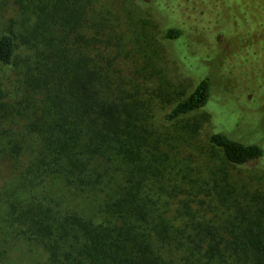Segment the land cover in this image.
<instances>
[{
  "label": "trees",
  "instance_id": "trees-1",
  "mask_svg": "<svg viewBox=\"0 0 264 264\" xmlns=\"http://www.w3.org/2000/svg\"><path fill=\"white\" fill-rule=\"evenodd\" d=\"M211 1L218 12L227 3ZM237 1L228 4L235 6ZM242 1L249 8V0ZM103 3L13 0L16 20L23 29L21 42L29 52L16 96L0 90V166L6 165L16 181L3 191L4 203L15 220L16 240L39 243L54 264H161L164 245L179 234L168 212L187 206L188 213L190 201L200 191L193 180L188 186L175 182L172 169L181 167L177 153L182 155L180 147L188 136L197 137L212 122L210 112L203 109L212 82L200 77L166 114L168 121L183 124L186 131V137L173 143L172 135L149 123L156 115L152 102L147 112L146 99L117 66L124 51L129 57L133 49L127 47L129 32L121 14ZM171 3L161 11L171 9L174 15L176 8L187 4L182 0ZM173 19L168 18L163 37L178 48L179 55L186 34ZM205 22L209 24V18ZM250 22L245 18L240 27L248 28ZM228 25L238 28L235 21L229 20ZM241 39L243 50L264 48V39L259 40L261 49L250 47L246 34ZM135 40L141 43L147 38L144 41L140 34ZM17 52L16 36L0 32V62L17 64ZM208 142L223 161L215 177L220 181L214 179V187L221 188L228 215L216 214L217 221L206 225L195 222L188 233L207 236L208 252L264 264V216L252 203L260 206L261 200L245 188L241 196H252L253 201L234 214V186L223 183L229 172L225 164L255 162L264 156V148L225 132L214 131ZM166 167L171 170L165 171ZM67 193L74 200L90 201L99 215L65 210Z\"/></svg>",
  "mask_w": 264,
  "mask_h": 264
},
{
  "label": "rangeland",
  "instance_id": "rangeland-1",
  "mask_svg": "<svg viewBox=\"0 0 264 264\" xmlns=\"http://www.w3.org/2000/svg\"><path fill=\"white\" fill-rule=\"evenodd\" d=\"M103 1L113 12L121 14L125 31L129 32L127 47L133 49V55L129 57L124 51L117 66L124 69V74L129 75L133 81L131 86L146 99L144 108L147 112L148 102H152L156 115L149 123L157 131L172 135L173 143L186 137V131L183 124L176 126L168 121L166 114L193 90L200 77H209L212 82L210 98L203 107L210 112L212 122L206 124L197 137L188 136L185 146L180 147L182 155L177 153L181 167L172 169L175 182L188 186L190 180H193L200 191L190 201L188 213L187 206L182 208L179 204H176L179 207L168 212L170 224L174 226V230H179V234L177 239L164 245L161 264H259L251 259L239 261L234 256L208 252L207 236L201 238L195 231L192 237L188 232L194 229L192 224L195 222L206 225L217 221L216 214H223L222 217L228 215L227 209L222 206L221 188L214 187L218 165L223 161L219 158V152L208 142L210 134L214 131L225 132L246 143L257 142L264 148V48L243 50L244 43H241V35L246 34L247 44L250 41V47L257 45L261 49L259 40L264 39V0H249V8L242 0L237 1L235 6L228 4L231 0H225L227 3L221 6L224 10L220 12L211 0H182L187 4L176 8L174 15L169 12L171 9L167 13L161 11V7L172 5L171 0L162 4L159 0L156 3L153 0ZM13 5V0H0V32L15 35L18 45L17 64L0 62V90L12 91V96H16L29 51L21 42L20 33L23 29L16 20ZM214 14L216 17L209 30ZM172 16L186 34L179 55L178 48L163 37L169 24L167 20ZM208 18L209 24L205 22ZM245 18L251 22L248 28L243 29L240 26ZM229 20L233 24L234 21L237 22L238 28L228 25ZM230 33H234V36L230 37ZM140 34L147 41L137 42L136 35ZM252 36L257 37L256 41ZM179 56L193 67L183 63ZM200 112H194V115H199ZM168 139L171 140L169 137ZM181 141H177V144ZM225 166L229 172L224 174L227 180L223 183L234 186L231 188L234 189L233 194L231 193L234 196V214L241 206L253 201L252 196L248 199L241 196L246 188L261 200L260 206L252 203L257 212H262L264 216V156L245 165ZM167 170L171 169L166 167L165 171ZM10 183L14 185L15 178L3 164L0 166V261L54 264L39 243L19 238L16 240L15 220L3 197V191ZM72 198L67 193L63 204L65 210L82 216L99 215L90 201Z\"/></svg>",
  "mask_w": 264,
  "mask_h": 264
}]
</instances>
